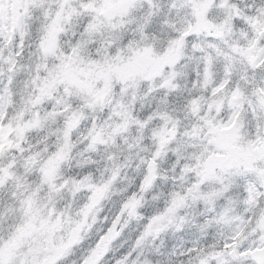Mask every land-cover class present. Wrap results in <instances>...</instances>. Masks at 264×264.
<instances>
[{"label": "snow or ice", "instance_id": "6c2138e0", "mask_svg": "<svg viewBox=\"0 0 264 264\" xmlns=\"http://www.w3.org/2000/svg\"><path fill=\"white\" fill-rule=\"evenodd\" d=\"M0 264H264V0H0Z\"/></svg>", "mask_w": 264, "mask_h": 264}]
</instances>
